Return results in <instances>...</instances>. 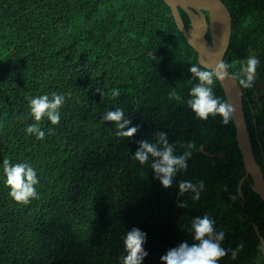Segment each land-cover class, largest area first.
Listing matches in <instances>:
<instances>
[{
  "label": "trees",
  "instance_id": "16d2710c",
  "mask_svg": "<svg viewBox=\"0 0 264 264\" xmlns=\"http://www.w3.org/2000/svg\"><path fill=\"white\" fill-rule=\"evenodd\" d=\"M222 2L232 16L224 57L230 75L255 56L264 86V0ZM200 11L209 24L208 9ZM205 38L211 43L209 32ZM193 65L201 67L197 53L162 0H0V264H122L133 228L146 233L142 264H161L169 249L197 243L192 221L204 216L224 234L227 254L218 264H264V202L250 178L238 193L245 171L231 118L201 120L188 106L198 83ZM241 90L264 176V89ZM173 91L180 100L170 98ZM53 93L65 97L60 121L42 117L39 140L26 132L37 123L30 100ZM213 93L226 102L218 81ZM117 108L138 128L134 137H117L114 122L103 120ZM157 133L175 155L187 153V167L167 189L151 158L144 165L133 159L138 141L156 143ZM5 159L37 173V198L27 205L9 194ZM185 181L198 199L180 194Z\"/></svg>",
  "mask_w": 264,
  "mask_h": 264
},
{
  "label": "clouds",
  "instance_id": "9594fccd",
  "mask_svg": "<svg viewBox=\"0 0 264 264\" xmlns=\"http://www.w3.org/2000/svg\"><path fill=\"white\" fill-rule=\"evenodd\" d=\"M189 9L197 14L193 9ZM190 27L185 28L190 29ZM258 64L259 60L255 56H249L245 64L240 67L238 73L231 75L229 73L230 65L223 60L216 62L211 67L191 66L189 71L192 78L198 80V83L190 90V99L187 101L188 106L201 120H206L210 115H219L222 117L223 122L227 124L230 118H232L235 109L231 104L222 102L214 96V83L216 81L223 82L225 79H231L238 81V86L242 89L251 88L255 80ZM111 95L115 99L120 95V92L118 89H113ZM170 98L175 100L181 99L175 91L170 93ZM64 102L65 97L56 93H53L51 100L47 95L31 99V115L37 123L27 127V134L36 135L37 139L43 140L45 133L40 130L39 122L42 117H47L52 125H57L60 121L59 109ZM103 120L114 122L116 128L115 134L119 138H132L138 131L137 127H130L131 120L125 117L124 111L120 108H117L115 111L106 112ZM186 156L187 153L179 156L175 155L173 146L166 139V134L157 133L156 143H151L148 140L138 141V149L134 153L133 159L139 162L140 165H144L151 158L152 162L150 166L155 174L154 178L167 189L172 185L173 178L178 171L187 167ZM3 164L6 184L10 189L9 194L13 200L18 204L27 205L31 199L37 198L35 186L39 181L34 168L27 163L10 165L7 159L4 160ZM179 192L181 195L192 192L195 193L194 199L199 198L197 188L191 182H180ZM192 232L194 234L193 239L197 243L189 245L187 242H183L178 247L169 249L160 258L161 264H218V261L227 254L226 250L221 247L224 234L222 232H215L214 222L209 217L195 218L192 221ZM145 242L146 233L138 228L131 229L124 238V251L126 255L121 258L122 264H142L148 255L143 247Z\"/></svg>",
  "mask_w": 264,
  "mask_h": 264
},
{
  "label": "water",
  "instance_id": "95a60500",
  "mask_svg": "<svg viewBox=\"0 0 264 264\" xmlns=\"http://www.w3.org/2000/svg\"><path fill=\"white\" fill-rule=\"evenodd\" d=\"M170 9L175 26L181 32L188 45L197 53L198 64L202 66H213L216 62L223 60L227 52L231 32H232V16L222 2V0H162ZM178 7L183 8L190 17L191 27H193V16L203 19L204 31L202 33V41L206 46V52L199 47L194 39L190 29L183 26V21L180 17ZM197 12L193 13L192 10ZM201 8H207L209 11V24L206 23L203 15L200 12ZM209 31L211 43H209L205 35ZM223 90L225 101L231 104L235 111L231 118L235 131L236 143L241 155L245 175L238 182L237 190L242 196L241 186L245 179L250 178L252 181V190L264 202V176L260 166L257 164L250 135L247 129L244 107L242 99V90L238 86L237 81L225 79L223 82L218 81ZM257 232V228L255 227ZM261 243L264 241L260 238ZM264 260V250H263Z\"/></svg>",
  "mask_w": 264,
  "mask_h": 264
},
{
  "label": "bare ground",
  "instance_id": "6f19581e",
  "mask_svg": "<svg viewBox=\"0 0 264 264\" xmlns=\"http://www.w3.org/2000/svg\"><path fill=\"white\" fill-rule=\"evenodd\" d=\"M191 33L196 40L197 44L199 47H201L204 52H206V46L202 41V33L204 31V26H203V19L201 17H195L193 16V25H192Z\"/></svg>",
  "mask_w": 264,
  "mask_h": 264
},
{
  "label": "rangeland",
  "instance_id": "374dc122",
  "mask_svg": "<svg viewBox=\"0 0 264 264\" xmlns=\"http://www.w3.org/2000/svg\"><path fill=\"white\" fill-rule=\"evenodd\" d=\"M253 86L255 89L256 88L259 89L260 92L263 91V89H264V86L258 81L256 76H255V80L253 82ZM257 97H258V95L256 93V95L253 97L256 102H258Z\"/></svg>",
  "mask_w": 264,
  "mask_h": 264
}]
</instances>
